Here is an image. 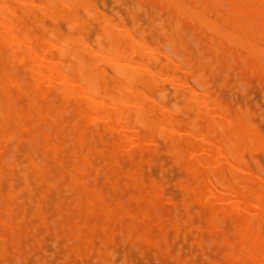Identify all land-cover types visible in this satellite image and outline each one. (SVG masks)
I'll use <instances>...</instances> for the list:
<instances>
[{
    "label": "bare ground",
    "instance_id": "obj_1",
    "mask_svg": "<svg viewBox=\"0 0 264 264\" xmlns=\"http://www.w3.org/2000/svg\"><path fill=\"white\" fill-rule=\"evenodd\" d=\"M36 1L39 2V0H36ZM36 1H34V0H0V62H2V61L4 62V63H0V94L2 93L4 95V98L0 97V119H2V120H0V138L6 136V132L8 131L11 122H15V124L18 125L20 128H22L23 130H30V128L32 127L31 130L33 129V130L37 131L38 129H35L37 126L35 128H33V126L31 125V123H32L31 121L34 120V117H32V116L36 117V115L38 114V116H39L38 119L43 121V123L40 121V125L41 124L43 125L44 123H46L45 125L51 131L53 130V132L50 131L51 132L50 133L49 130L47 131V129L44 127L45 125H43V126H41L42 129H39V134L41 136L39 137V135L38 136L33 135L31 137L32 140L30 139V141L34 142V144L37 142L36 143L37 148H41L43 146L45 151H46V149L48 151L50 149V152L53 151L52 152V156H53L54 153L58 154L57 152L60 150V144L62 142V135L64 133L62 130L64 129V127H66L64 125V123H63V125H61V121H62L61 119H62L65 112L66 113L71 112V113H73V116L75 114V116H74L75 118L68 120L67 125L69 127L67 126V128L70 129V131H71L70 133L74 134L73 137L71 135V138H74L76 140V142H73V140L72 141L69 140V141H70V144L72 142L76 143L77 145H75L74 147H77V149L71 150L70 153L73 154L74 157H76V160H77V158L80 159V157H81L84 162L82 164L72 163L71 168L73 170H72L71 174L72 173L73 174L69 177L72 178L73 182L77 183L76 185H78V186L82 185L86 189V191H84V192H81V193L79 192L80 197L84 198V195H85L84 193H87V191H89L88 190L89 188L86 186L87 182L84 181L86 183L85 184L83 181H79L78 174L84 175L86 172L87 166L92 168L91 170H94L93 168L98 169V170H96L97 172L100 170V167H96V165L91 160L88 159L87 154H90L91 151H93L92 145L89 148H87L88 153H86V154H84L82 147L85 145H88V140H89V138H91V136L90 137L88 136L89 132H91L93 134L92 137L93 136L97 137V135H98V139L101 138L100 141H102L104 136H102V133L100 134V130L103 129V131H105V133H109V135L112 136V140H109L107 138L108 141L105 142L106 144L104 143L105 145H107L105 147V148H107V155H106L105 159L108 161V162L105 161V163L106 164L108 163L111 171H114L117 173H121V172L125 173V175L130 179L129 182H130L131 186H133L134 188H136L139 191L138 196H136L135 193L130 195L131 199L138 202V203L136 202L137 206L141 201L140 199H142V201L148 200L150 203L147 202L148 204L146 203V205H148V206H146V207H151V209H152L153 205H155V204H152V203H154L153 201H155L154 199L155 198L159 199V198L163 197V192H164L163 191L164 189L162 186L163 184L161 183L162 184L161 185L158 181L156 182L155 176H154L155 179H154V177L152 178L154 180V182H152L151 184H147L144 180V177L142 176V167H141L140 163L141 162L142 163L143 162H149V163L151 162V160L153 158L151 157L152 158L151 159V158H146V157H147V155H151L152 152L155 153V151L158 150L159 145L157 144L156 138L157 137L164 138L167 140V142L165 144L168 145L167 148L171 152V153L168 152V154H170V156L171 155L174 156V158H175L173 160V162L175 163V160H176L177 166L179 164H182L185 171L187 172V173L185 172L186 176L184 175V177L187 178L188 174L192 176L191 180H189L188 178L183 179V180H180L182 178L179 179L180 186H181L182 191L184 193V194H182L181 189H180V193L182 195H184V196H182L183 202H181V204L183 203V205H185V207L187 208V209H185V211H188L189 208L191 210V208L195 207V206L194 207L191 206L192 202H198L200 205H202L206 209L207 214L204 217V222H205L206 226L203 225V227L204 228L206 227V228L210 229L211 232H214L215 237H214L213 241L215 242V244L220 245V246L218 245L217 247H219V248L222 247V252H223L222 255H223V259L225 258L227 261L226 264H264V230H262V228H263L262 223L264 222V178L261 177L260 175H257L259 177L258 178L252 170L247 168V166L249 164L248 165L245 164V162H246L245 160H247V159L243 157V153L245 150L250 151V152L248 151L249 152V156H247L248 158L250 157L251 154H253L252 152H254V151H262V152H259V154H258L259 156L261 155V153H264V133L262 134L257 129V127L255 126L257 124L253 123L254 120L252 121V117L255 114L257 116L259 113L264 112V110H262L264 107L262 108V106H261L262 111H260L258 114L255 113L254 115H252V111L250 110V108L248 106L246 107V103H245V105L243 104L245 106V108L243 109V108H241L240 105H236L238 107H232L228 104H225L224 102H222L219 99V98H221V97H219L220 96L219 94H218L219 98L217 97V94L215 95L216 97H210V95H209L208 96V97H210L209 99L201 98L200 96L197 95V92H195V91L199 92V90H194L193 87H190V85H188V83L185 84V82H184L182 84V82H181V85H188L193 90V92L189 91V89H188L189 92L188 91L182 92L184 95V98H185L184 99L185 103H184L183 107L188 108V109H192L195 113V117L190 118V120L188 122H186V124L188 125V126L186 125L187 128L183 127V129H180L177 127V124L180 123L179 120L170 115L171 112L167 111V108L165 107V105H163L164 102L162 104V102H157L155 100H152L149 96H147V94H148L147 92L145 93L142 89H139V87L136 86V84H143L147 90L154 88V87L158 86L157 82H156L158 80H155L154 77L159 76V75H161L163 77L166 76L167 77L166 80H170L174 84L180 83L181 80L179 79V77H176L175 73L171 72L169 70V68H167L169 62L166 61L168 64L165 62L163 63L160 60V56L158 54H156V52L159 49L156 50L155 47L154 48L152 47L153 49L150 47L149 48L146 47L147 52L145 53V55H144V53H140L139 54L140 58L136 59L135 58L136 53L143 50V48L146 46V44L141 42L139 39H137L132 34V32L130 30H123L122 28H120L121 27L120 25H119L120 26L119 27L118 24L113 23L112 21L108 20L107 18L100 17L99 13L96 11L99 9H96L97 6H95V5H94L95 6V8H94L89 0H41L39 3ZM104 1L102 0V2H104ZM158 1H160L162 4H164L169 9H171L176 18L174 21L170 20V27H168V28L164 27V23H163L164 20L163 19H162V21L159 20L160 22L158 21V23H154V24L159 25L160 30L163 33L165 32L167 34V36L166 35L165 36H166V38L168 37V39L170 41V42L167 41L168 45L170 47L166 44L167 43L166 42L165 43L166 45H164L165 49L168 47V51L171 48L172 49L170 51L182 50L183 53H181V56L183 54V57L181 59L178 58V52H174V53H176V58H178V60L180 62L183 63V60L187 61L186 60L187 56H186V53L184 51L189 52V50H187V37L186 38L184 37V36H186V31H185L183 26H184V22H190V23L195 25L197 32H200V33H202V35L207 36L206 37L207 41L205 43H200L201 41H199L194 34L190 35V37H193V39L195 40L193 45L199 44V46L198 45L195 46L198 48V51L196 54V61H194L197 64H199L198 65L199 67H202V66L205 68L210 67L209 68L210 72L214 74V70L221 68V66H222L221 60L223 58V55L230 59V54L232 52L234 59H235L234 62L236 61V64L240 66V68H241V69L239 68L240 70L243 69L245 71L250 72V74L252 73V74L258 75L260 78L264 79V0H158ZM117 2H118V0H117ZM119 2L122 3V1H120V0H119ZM102 4H104V3H102ZM114 4H118V3H114ZM114 4L110 3L109 5H114ZM79 6H82V8L85 9L84 12H86L87 16L99 18L100 21L103 22V26H101V27L105 30L106 36L105 35L104 36L107 38V39L106 38L105 39L109 41L108 45H106V43H101V42H103V40L101 41V39L99 38L100 36L97 35L98 38H96V41H94L95 39H93V41L96 42L95 45H97L98 47L93 49V47L91 45L90 46L88 45L90 43H87V40L85 41L83 35L81 33L77 32V30H74L77 28H79V29L84 28L86 23H87L86 18L83 16H80L79 12H77V8ZM123 7H124V4H123ZM132 7L134 8V6H132ZM128 8H126L127 9L126 11H128ZM145 8L146 7H144L143 10H145ZM110 9H111V7H110ZM100 10L103 11L101 8H100ZM173 13H172V15H173ZM45 14H48L49 17L50 16L62 17V18L65 17L69 22L71 30H74V31H72L71 33L65 34V33L59 31L57 29V27L55 26L56 29H54L55 27H53V28L49 27L50 33L48 35H45V33H46L45 28H44V26H42V24L39 25V23H40L39 22V23H37V25L41 26L43 30H41V32H37V31L32 32L31 31L32 29H31V27H29V24L27 23L25 16H28V17L31 16L32 17L31 19L38 20V19H40V17H42V15H45ZM130 14L132 16L133 13H130ZM144 14H146V12ZM104 16H105V14H104ZM122 16H123V14H122ZM170 16H171V14H170ZM133 17H134V15H133ZM159 17H161V16L159 15ZM110 18H112V17H110ZM123 18H125V17L123 16ZM161 18H163V17H161ZM172 19H173V17H172ZM147 20H149V19H147ZM50 21H51V19H50ZM50 21L48 24H50ZM151 21H153V19ZM52 22H53V19H52ZM94 22H96V21H94ZM140 22L141 21H139V23ZM54 23H56V21ZM66 23L67 22H65V24ZM139 23L137 24L138 26L140 25ZM43 24H45V23H43ZM37 25H36V28H38ZM59 25H61V24H59ZM124 26H122V27H124ZM145 26H149V25L145 24L143 27H145ZM51 28H52V30H51ZM68 28L66 30L67 32L69 30ZM125 28H127V27H125ZM59 29H60V27H59ZM150 30H151V26H150L148 33H150ZM66 31H64V32H66ZM141 32L143 34H146L145 33L146 31L144 32V29ZM157 32H159V30ZM162 32H160V33L162 34ZM136 34H139V33L136 32ZM86 35H88V34H86ZM94 35H95V33H94ZM89 36H91V35H89ZM97 36H94V38ZM141 36H140V39H143V38H141ZM151 37L154 38L153 36H151ZM190 37H188V38H190ZM144 40H145V38H144ZM157 41H159V39ZM94 42H93V44H94ZM142 43L145 44V46ZM103 44H105V45H103ZM51 47H54L56 50L53 51L51 49ZM206 48H207V50H206ZM209 49L212 50L213 56H206V53L209 52L208 51ZM228 51H230V54L228 53ZM158 52L159 53L161 52V54H162V51H158ZM174 53L172 52L170 54H172L174 56L175 55ZM190 53H192V52H190ZM163 54H164V56L166 55V57L172 59V61L174 62L173 58L167 56V54L165 52ZM205 57H207L206 59L208 61L205 60ZM65 58L67 59V62H65ZM231 60L233 62L232 56H231ZM103 61H108L109 63H112V64L103 63V65H105V64L109 65V66L112 65V67H114V75L112 74L113 75L112 78H110L109 75L104 71L103 66H102ZM151 63L156 64L158 67H156V65H155L156 68L155 69L152 68ZM21 64L25 66L24 70H26V72L24 74H23V70H22V73L20 74L21 71L19 72L20 69H18V66H20ZM176 64H179V63L176 62ZM230 64L231 63L229 62V66L231 67L232 64L231 65ZM188 65L189 66H187L185 64L183 66H187L189 69H192V71L195 73L196 68L194 67V64L191 63ZM172 67H174V65ZM166 68H167V72H165L166 75L160 74V73H163L164 69H166ZM176 68H178V67H176ZM22 69H23V67H22ZM226 69L225 70H226V74H227V73H229L228 67ZM230 69H233V68H230ZM185 70H187V69H185ZM220 70H217V72L218 71L220 72ZM217 72H215V73H217ZM238 72H239V70H238ZM201 73L204 74V72L201 71L200 73H198V75L199 74L201 75ZM185 74L186 73L184 72V75ZM217 74L219 75L220 73H217ZM223 74H224V72H223ZM223 74H222V76H223ZM234 75H235V72H234ZM197 76L194 78L195 81H197V79H200V80L204 79L205 80V78H206V77L202 78L201 76L199 78V76L198 77ZM208 77L206 79H208ZM240 77H242V76H240ZM239 78L236 77L234 79H239ZM191 79H192V77H191ZM194 79H193V82H194ZM221 79L222 78H220V80ZM227 79H226V81H227ZM163 80L166 81L165 79H163ZM220 80H218V81H220ZM223 80H225V78ZM246 82L244 83V86H243L245 88V90H246ZM197 83H200V81H198ZM211 83H213V82H211ZM211 83H210L209 87L213 85ZM222 83H223V81H222ZM263 83H264V81H263ZM223 84L225 86V81ZM238 84H240V83H238ZM241 84H243V82H241ZM241 84H240V87H241ZM202 85H205V83H203ZM202 85L201 86L199 85V88H202ZM207 85L208 84L206 83V86ZM258 85H259V83H258ZM173 86H175V85H173ZM220 86H221V84H220ZM260 86H261V84H260ZM178 87L176 88V91H177V93H179V92L181 93L180 86H178ZM203 87L205 90L206 87L205 86H203ZM142 88H143V86H142ZM173 88H175V87H173ZM229 88H228V90H229ZM236 88H238V87H236ZM161 90H163V88H161ZM213 90H210V92L207 90L208 91L207 94H209V93L211 94V92ZM225 90H227V88ZM238 90H239V88H238ZM241 90H242V88H241ZM245 90H244V92H242V94L246 93ZM14 91H17L18 94L20 95V97L17 95L15 96L14 94H16V93L13 94ZM253 91H255V89ZM163 92H165V91H163ZM172 92H173V90H172ZM214 92H216V90H214ZM218 92H220V91L218 90ZM235 92H236V89L234 91V95H235ZM151 93H155V92H151ZM231 93H233V91H231ZM231 93L227 92L226 95H228V94L231 95ZM262 93L264 94V90L262 91ZM252 94H253L252 96H255L254 92ZM177 95H181V94H177ZM14 96L18 97V98L15 99ZM236 96H237V94L235 95V97L232 94V98H231L232 103L231 104L234 103L233 97H234V99L238 98ZM252 96H250L249 98H251ZM21 97L25 98V100L23 99L21 102L23 103V101H24V103H26V105L22 106V107H21V105H19V107L17 108V106L15 107L14 105H15V103L18 104V101H19L18 99L19 98L21 99ZM226 97L228 99V97H231V96H226ZM257 98H259V97H257ZM257 98H255V101ZM26 99H27V102H25ZM57 99H60V103L55 105L57 103V101H56ZM177 99H178V97H177ZM231 99L229 98V100H231ZM262 99H263V97H262ZM241 100H242V98L239 101L241 102ZM234 101H236V100H234ZM182 102H183V99H182ZM244 102H245V99H244ZM173 103H174V101H173ZM236 103L237 102H235V104ZM19 104H20V102H19ZM248 104H249V102H248ZM256 104L257 103L255 102V105H253V106H255L256 108L258 106H260L258 104H257L258 105L257 106ZM180 105H181V103H180ZM250 106H252V104ZM25 107H27V108H25ZM176 108H178V107H176ZM181 110H182V107H181ZM255 110L256 109H254V111ZM34 111L35 112L37 111L36 115H34L35 114ZM182 112H180V113H182ZM191 114H190V116H192ZM68 117H70V115H68ZM258 117L261 118V116H258ZM262 117H264V115H262ZM22 118H25L26 123L22 122V121H25V120H22ZM185 118L186 117H184V119ZM35 119H37V117ZM263 120L264 119L261 120L262 123L264 122ZM66 121H65V123H66ZM12 126H13V123H12ZM90 126H92V130H89ZM139 126L144 127L146 132L142 131L143 132L142 133L139 130ZM183 126H184V124H183ZM261 129H262V127H261ZM23 130H21V131H23ZM17 131H18V133L21 132L19 129ZM36 131L34 132V134H36ZM16 132H14V133H16ZM26 132H29V131H26ZM65 132H69V131L67 130ZM14 133L11 134L10 136H15ZM22 133L23 132H21V134ZM30 134H32V133H30ZM37 134H38V131H37ZM27 135H28V133H27ZM42 136H43V138H41ZM69 136L67 137V139L68 138L70 139ZM8 138H9V136H8ZM15 138H17V136H15ZM15 138L12 137L11 140H13ZM19 138L20 137H18L17 139H19ZM38 138H41V139H38ZM36 139H38V140H36ZM42 139H43V141H40ZM9 140H10V138H9ZM197 140H198V142H197ZM15 141H16V139H15ZM30 141H27V142H30ZM161 141L163 143V140H161ZM5 142H7V144H8L9 141L6 140ZM38 142L42 143V145L40 144L39 147H38ZM13 143L15 144V143H17V141L13 142ZM67 143H66V145H67ZM98 143H97V145L101 146V144H98ZM9 144L11 145L12 143L10 142ZM9 144H8V146H10ZM14 144H13L12 148L15 147ZM17 144L19 146V144H21V142L17 143ZM17 144H16L15 149L17 148V151H18ZM32 144H30L31 145L30 147L33 146ZM165 144H164V146H166ZM27 145L29 147V143ZM66 145L63 144V146H65L64 148L62 146V148L64 150L67 149V147L69 146V145H67V147H66ZM94 146L96 147V145H94ZM162 146L163 145H161V147ZM6 148L8 150L7 146L5 147V149ZM24 148H26V147L24 146ZM105 148H102V149L106 150ZM34 149L35 148L33 147L31 150L33 152L32 154H34V152L36 150V149L35 150ZM96 149H99V148H96ZM64 150H62V151H64ZM4 151L6 152V150H3V152ZM13 151H15V153L17 152L16 150H13ZM19 151L17 153H19V154L24 153V152L21 153V151L20 152ZM96 152H97L96 154L98 155V151H96ZM0 153H2V152H0ZM43 153H44V155L42 154L43 156H45V154L47 156V153H45V152H43ZM70 153H68V155H66L67 153H64L62 155V162L65 163L64 164L65 167H66V165L68 166L67 162H69V160L71 161V159H72V158L70 159V157H69ZM101 153H104L103 150H101ZM195 153H199L200 156L196 157ZM9 154H13V152L9 153ZM35 154H38V153L35 152ZM71 154H70V156L72 157ZM26 155H27V158L29 160V165L34 168V169L31 168V169H33V171L35 172V178L38 179L41 177L42 180L46 181V179L48 177L50 178L51 175L52 176L55 175V173H52V172L48 173L49 169L52 170L51 166H49L47 169H44L43 167H41L42 164L40 162L35 161V159H34L35 155L33 157L30 152H28ZM65 155L68 156L69 158H67ZM160 155H161V153L159 154V156ZM0 156H1V154H0ZM10 156L15 158L13 155H10ZM54 156H56V155H54ZM121 156H124L128 160L133 161L134 166H130L126 170L121 171V167L124 166V165L120 166ZM259 156H257V157H259ZM95 157H97V156H94L92 159H94ZM158 157H156V158H158ZM261 157H262V155H261ZM13 158H12V160H14ZM54 158H49V161L53 160ZM40 159H42V158L40 157ZM40 159H37V160H40ZM43 159H45V158L43 157ZM43 159H42V161H43ZM162 159H165L166 162L168 160V162H169V159H167L166 156L164 158H161V160ZM171 159H172V157H171ZM263 159H262V161H264ZM7 160L9 161V159H7ZM55 160H56V158H55ZM251 160H252V162L256 161V158L251 159ZM8 161L2 160V157L0 158V163L2 164V165L0 164L1 165L0 166L1 167L0 172L2 173V175H4V173H5L3 171L2 166H4V164H8ZM44 161H46V162H44ZM44 161H43L44 163H47L46 159ZM98 161H100V160H98ZM98 161H94V162H98ZM163 161L164 160H162L161 163L164 165L166 162H163ZM53 162H54V160H53ZM123 162H125V161H123ZM157 162H158V160H157ZM13 163H11V165L10 164L9 165L12 167ZM17 163L18 162L14 163V164L17 165ZM44 163H43V166H44ZM133 163L131 165H133ZM153 163L154 162H152V164ZM156 163H155V165L153 164L154 169H158V168H156L157 167ZM161 163H160V165H161ZM247 163H248V160H247ZM262 164H264V163H262ZM163 165H161V168ZM253 165H254V162H253ZM55 166H53V167H55ZM172 166L170 168H167V169L171 170V171L170 170L169 171H170V174H172L171 176L173 178L174 173H171L172 172L171 168H175L174 167L175 165L173 167ZM259 166H261V165H259ZM60 167H64V166H61V164H60ZM250 167H252V166H250ZM16 168H17V166H16ZM11 169L13 171V168H11ZM150 169H149L150 171H153V168H150ZM180 169H183V168L181 167ZM259 169L261 172L258 171ZM259 169L257 170L255 167L256 171L260 172V174H264L263 167H261ZM5 170L7 171V169H5ZM91 170L89 172H92ZM160 170H162L163 172L165 171L162 175H164L165 173H166L165 175H167L168 170H163V169H160ZM58 171L59 170L57 169V172ZM147 171L148 170L146 169V172ZM162 171L160 172V174L162 173ZM175 171L176 172L178 171L177 173H179V174L181 173V170L180 171L175 170ZM104 172L105 171H103V173ZM23 173H25V172H22L21 174H23ZM8 174L9 173H7L5 175L7 176ZM10 174L12 176L15 175L14 172H12ZM183 174L181 173L180 176ZM2 175L0 176V180L3 177ZM125 175H123V176L126 177ZM61 178H63V180H64V178H68V174L62 175ZM61 178L59 179L60 181H61ZM71 178H69V180ZM119 178L121 179V177H119ZM146 178H148V176ZM164 178H162L161 180H163ZM92 179L96 180L95 177ZM159 179L160 178H158V180ZM167 180L168 179H166L164 181L166 182ZM174 180H175V178H174ZM106 181H110L109 177H108V180H106ZM116 181L118 182L117 179L115 181H112V182L110 181L111 185L115 186L117 184ZM39 182H40V180H39ZM40 183H43V182L41 181ZM52 183H53V181H52ZM123 183L126 184L124 181H123ZM173 183H175V182H173ZM79 184H81V185H79ZM93 184H95V182ZM57 185H59V182H57V184H55V186H57ZM11 186H12V188H14L13 183H11ZM104 186H106V185H104ZM126 186L128 187L129 185L127 184ZM150 186L153 188L152 190H150ZM66 187H63V188H66L64 190H68L70 188L67 185H66ZM117 187L118 186H116V190H120ZM167 187H169V185ZM47 189H48V191H50L49 188H47ZM56 189H57V187H56ZM96 189H97V191L100 190L98 188H96ZM173 189H175V188H173ZM73 190H74V188L72 189V191ZM54 191L58 192L59 189H58V191L54 189ZM121 192H122V195L125 194V193H123L124 191H121ZM47 193H50V192H47ZM67 193L69 194L71 192H67ZM72 193H74V192H72ZM99 193H100V191H99ZM45 194L41 195V198H42V196L44 197ZM68 194H66V195H68ZM94 194L96 197L101 198V196L96 191ZM57 195H55V197L59 198V194H57ZM177 195H178V193H177ZM8 196L11 198H15L14 191L8 190ZM52 196H54V195L52 194ZM92 196L94 197V195H92ZM154 196H155V198H154ZM48 197H50V195ZM60 197L62 198V196H60ZM65 197H67V196H65ZM80 197H77L78 200L80 199ZM102 197L104 198V196H102ZM107 197H109V195ZM74 199H72V200H74ZM112 199H110V200H112ZM225 199L230 200V202L228 204H226L225 206L220 207V206L215 204L216 201L225 200ZM41 200L44 201V198ZM60 200H62V199H60ZM38 201L39 200L37 199V202ZM80 201L82 202V200H79V201H77V203L80 204L79 203ZM100 201L102 203L103 199L101 198ZM124 201H125V203L127 202L126 199ZM180 201H181V199H180ZM64 202H65V199H64ZM70 203H72V202L70 201ZM77 203H75L74 206ZM90 203H92V202H90ZM8 204L9 203L7 202L6 205L8 206ZM32 204L33 203H31L30 205H32ZM56 204H58V203L56 202ZM115 204L117 205L116 202H115ZM150 204H152V206ZM196 204H194V205H196ZM16 205L17 204L15 203V206ZM90 205L91 204H88L86 206L90 207ZM129 205H131V204L129 203ZM17 206H16V208H17ZM36 206H37L35 209L36 211L34 213H36V212L40 213L42 210V204L38 203ZM197 206H199V205H197ZM44 207H45V209H47L45 204H44ZM48 207H49V205H48ZM56 207L60 208V206H56ZM65 207L68 209L67 205ZM75 207L78 209L81 208L80 206H75ZM91 207H92V205H91ZM120 207H124V206H120ZM5 208H10V207L8 206ZM25 208H24V211L26 210ZM100 208L101 207H99V209ZM118 208L119 207H117V209ZM60 209L62 210V208H60ZM102 209H104V206L102 207ZM119 209L122 210V208H119ZM138 209H139L138 210L139 215L131 213L132 211H128L129 209H124V210L120 211L119 215L122 213L121 216L128 215L133 219V221L134 220L136 222H137V220H138V222L140 220L142 221V224L136 223V227L134 225L135 221L133 222L134 224L132 222L127 223L128 229L129 228L131 229V230H129V232L130 231L133 232L131 235L129 234L128 236H131V237L136 236L135 237L136 239H134L136 241H134V243H137L140 240L148 242V243H152V239L149 236V230L145 226V225H147V222H146L147 219H150V213L149 212H151V211H149L150 209L149 210L145 209V211H142V207H138ZM156 209H157V212H158V210H160L159 207L155 208V213H157ZM109 210H110V208L107 207V213L108 214L106 216L107 217L106 220L108 222L113 219L111 217V215H113V214L111 213L109 215ZM112 210L114 211V209H112ZM195 210H197L196 211L197 213H198V211L201 212V210L196 209V207H195L194 211ZM80 211L82 212V210H80ZM87 211L90 212L91 214L95 213L94 210H90L88 208H87ZM7 212H8V214L9 213L11 214V212H9L8 210H7ZM57 212H58V210H57ZM176 212H178V211H175V214H174L175 218L177 217ZM202 212H205V211H202ZM64 213H66V211ZM159 213H160V211H159ZM182 213H179V214H182ZM186 213H188V212H186ZM15 214L18 215L17 213H14V215ZM21 214H22V212H21ZM68 214L69 213H67L66 215H68ZM104 214H106V212ZM161 214L162 213H160V216H161ZM199 214L200 213H198L196 215L199 216ZM204 214L205 213H203V215ZM1 215H0V217H1ZM80 215L81 214L78 213L79 217H80ZM25 216L22 218H25ZM40 216L42 217V215H40ZM70 216H72V215H70ZM121 216H120V219L121 218L123 219V217H121ZM38 217L36 216L35 219H37ZM58 217H59V215H58ZM61 217H62V215H61ZM191 217H192V214H190V218ZM5 218H8V217L6 216ZM31 218H34V217H31ZM31 218H29V219H31ZM151 218H153V217H151ZM156 218H158V217H156ZM177 218H176V220H177ZM190 218H188V219H190ZM25 219L28 221L27 218H25ZM25 219L24 220L22 219L21 222L25 221ZM98 219H100V218H98ZM191 219H193V217ZM5 220L6 221H4V222H6V223H4V222L3 223L7 225V219H5ZM59 220H61V219H59ZM118 220H119V218H118ZM165 220H166V218H165ZM169 220H167V221L169 222V224L171 223V225H172V222H170ZM198 220L199 219L196 220V223ZM75 221H77V220H75ZM95 221H96V219H95ZM192 221H194V220H192ZM56 222H57V220H56ZM84 222H86V221H84ZM116 222H117V219H116ZM16 223H20L19 220L16 221ZM68 223H70V227L65 225V228H64L62 226L63 227L62 229L65 230L66 234H68V231H67L68 229L71 228L70 232L73 233V228L78 227L77 222L72 223V221L69 220ZM163 223H160V227L162 226L161 224H163ZM45 224H46V222H45ZM102 224H104V223H102ZM131 224L134 225V227H132ZM179 224L180 223L178 222V225ZM184 224H185V222L183 223V225ZM200 224L197 223V225L201 227L202 225H200ZM228 224L230 226H228ZM178 225L176 223H173V227L176 228L177 230H179ZM185 225H187V226L189 225L188 221H186ZM82 226L86 227V225H83V224H82ZM96 226L98 227L101 225L98 224ZM96 226H94V227H96ZM113 226L115 227V225H113ZM154 226H155V224H154ZM57 227H59V226H57ZM107 227L108 226H104L103 229L105 231L104 230L103 231L106 232V231L111 230V232H112L111 234L113 235L114 234V232H113L114 228H111V226H110L111 229H108ZM2 228L5 229V227H2ZM15 228L18 230L19 227L18 228L14 227V229ZM56 229H54L55 233L58 232ZM122 229H123V227H122ZM161 229H163V227H161ZM170 229H172V226ZM180 229L183 230V227H181ZM81 230H82V228H81ZM91 230L93 231L94 229L91 227ZM202 230H203V228H202ZM75 231L77 233L78 232L80 233L79 229H76ZM89 231H90V229H89ZM189 231H193V230L190 228ZM200 231L198 233L201 236H202V234H204L206 232V230H205V232L203 231V233H200ZM34 232L36 233L35 230H34ZM95 232H96V230H95ZM11 233H14V232L12 231ZM90 233H92V232H90ZM178 233H180V231ZM198 233H196L195 237L196 236L198 237ZM115 234H118V233L115 232ZM119 234H122V233H119ZM32 235L33 234H31V236ZM70 235H71V233H70ZM79 235H81V234H79ZM155 235H157V234H155ZM176 235H174V236H176ZM183 235H185V233ZM64 236H65V234H64ZM165 236L166 237L163 236L164 238L163 237L162 238L164 239V243H167L166 242L167 241L166 240L167 234ZM177 236L179 237V235H177ZM230 236H232L233 238ZM42 237L44 238V235ZM59 237H55V238L58 239ZM178 237H176V239ZM184 237L183 238L186 239V236H184ZM205 237H207V236H205ZM53 238H54V236H53ZM24 239H27V237H25ZM122 239L124 240V241L122 240L123 241L122 243H125V241H127V239L125 240L124 237ZM201 239L203 240L202 237H201ZM201 239H199V240L201 241ZM4 240H5V238H4ZM19 240L20 239H17L18 247H20L19 245L21 243V240H20V242H19ZM74 240L77 241L79 239L76 238ZM98 240H100L99 236H98ZM105 240L108 241L109 238L106 237ZM175 240H173V243L175 242ZM76 241H75V243L79 242V241H77V242ZM84 241L90 242V239H89V237H87V235L84 238ZM91 241H92V239H91ZM0 242L4 243L2 241V239H0ZM69 242H71V241H69ZM73 243H74V241L71 244H73ZM183 243H185V241ZM50 244H51V242H50ZM142 244H144V243H142ZM153 244L158 249V248H160L161 242L159 241V245L156 242H154ZM102 245L104 247H106L104 244H102ZM131 245L134 246L133 243ZM191 245L193 246V244H191ZM2 246L4 247V245H2ZM192 246L190 248H192ZM200 246H202V244ZM64 247H67V245L65 244ZM87 247L88 246H86L85 249H87ZM135 247H137V246H135ZM180 247H181V245L178 248H180ZM169 249H171V245L169 246ZM169 249H166L167 251L165 250L166 253H168ZM202 249H204V248H202ZM5 250H4V252H5ZM55 250H56V248H55ZM134 250H135V248H134ZM77 251H78V249H77ZM122 251H124V248ZM18 252H20V251H18ZM90 252H91V250H90ZM136 252L139 253V251H136ZM185 252H187V251H185ZM218 252H220V251H218ZM109 253L111 255L113 253V251H109ZM132 253H134V252H132ZM180 253L181 252H179V253L177 252V257L180 255ZM0 254H1V252H0ZM8 254L9 253H7V255ZM68 254H69V252H68ZM143 254H144V252L142 251V255L140 254L141 258H143ZM197 254H199V253H197ZM54 255H55V253H54ZM115 255L116 254H114V257H115ZM122 255H124V254H122ZM131 255H129V256H131ZM136 255H138V254H136ZM153 255L156 256L155 253H153ZM66 256L69 257V255H66ZM162 256H163V254H162ZM134 257H135V254H134ZM195 257H196V255H195ZM36 258L38 260V257H36ZM87 258H88V256H87ZM96 258L94 260L97 262ZM112 258H113V255H112ZM124 258H126V257H124ZM187 258H189V257L187 256ZM187 258H186V260H187ZM202 258H204V256ZM206 258L209 259L208 256H206ZM16 259L20 264L21 260L18 259L17 257H16ZM81 259L82 258H80V260ZM88 259H86V260H88ZM99 259H103V257L99 258ZM130 259H127V260L124 259L127 262L125 264H128V260L130 261ZM24 260H27V259L25 258ZM112 260H114V259H112ZM132 260L135 261V259H132ZM82 261H83V259L81 260V262ZM123 261H121V262H123ZM96 262H94V263H96ZM103 262H104V259H103ZM146 262H147V260H146ZM156 262H160V261H156ZM61 263L64 264V261H62ZM105 263H107V262H105ZM211 263L212 264H221L222 262L220 263V261H218V260H215V261L213 260V261H211ZM58 264H59V261H58ZM129 264H131V261ZM176 264H177V262H176ZM185 264H188V263H185Z\"/></svg>",
    "mask_w": 264,
    "mask_h": 264
},
{
    "label": "rangeland",
    "instance_id": "obj_2",
    "mask_svg": "<svg viewBox=\"0 0 264 264\" xmlns=\"http://www.w3.org/2000/svg\"><path fill=\"white\" fill-rule=\"evenodd\" d=\"M34 1H36V0H34ZM41 0H39V2H40ZM90 2H91V4L93 5V7L95 8V6H97L96 7V9H99V10H96L98 13H99V15H100V17H104V18H107L108 20H110V21H112L113 23H115V24H118V26L120 27V28H122L123 30H130L131 32H132V34L137 38V39H139L141 42H143V43H145L146 44V46H145V44H143L145 47L143 48V50H141V51H139V52H137L136 53V56H135V58L136 59H139L140 58V56H139V54L140 53H144V55H145V53L147 52V49H146V47L147 48H156V50H158V51H162V54H161V52L159 53L158 51L156 52V54H158L159 56H160V60L164 63H167L166 61H168L169 62V64H168V67L167 68H169V70L171 71V72H173V73H175V76L176 77H179V79L181 80L180 81V83L179 84H174V83H172L170 80H166L167 79V77L166 76H161V75H159V76H155L154 77V79L155 80H158V81H156L157 82V85L158 86H156V87H154V88H151V89H146L145 87H144V85L143 84H136V86L137 87H139V89H142L145 93L147 92L148 94H147V96H149L152 100H155V101H157V102H162V104H163V102H164V104L163 105H165V107L167 108V111L168 112H171L170 113V115L172 116V117H174V118H177L178 120H179V124H177V127L178 128H180V129H183V127L184 128H187V124H186V122H188L189 120H190V118H193V117H195V113H194V111L192 110V109H188V108H184L183 107V105H184V103H185V98H184V95H183V91H188V89H189V91H191V92H193V90H192V88H190V87H193V89L194 90H199V92L198 91H195V92H197V95L198 96H200L201 98H207V99H209L210 97H216L215 95L217 94V97L219 96V97H221V98H219L222 102H224L225 104H228V105H230V106H232V107H238V106H236V105H240L241 106V108H245V103H246V107L248 106L249 108H250V110L252 111V115H254L255 113H259L260 111H262V110H264V94L262 93V91L264 90V83H263V81H264V79L263 78H260L258 75H255V74H250V72H248V71H245V70H240L241 68H240V66L239 65H237L236 64V61L234 62V56H233V53L231 52V54H230V51H228V53L230 54V59L229 58H227L226 56H224L223 55V58H222V60H221V68H218V69H216V70H214V74L213 73H211L210 72V67H199L198 65L199 64H197L196 62H194V61H196V54H197V51H198V48L197 47H195V46H199V44H197V45H193V43L195 42V40L193 39V37H190V35H192V34H194L195 36H196V38L199 40V41H201L200 43H205L206 41H207V36H204V35H202V33H200V32H197L196 31V27H195V25L194 24H192V23H190V22H184V29H185V31H186V36H184L185 38L187 37V50H189V52L188 51H184L185 53H186V60L187 61H185V60H183V63L182 62H180L179 60H178V58H182L183 57V54H182V56H181V53H183L182 52V50H179V51H168V47L165 49V46L164 45H168V42L167 41H169V39H168V37L166 38V36H167V34L164 32H162L161 30H160V26L159 25H156V24H154V23H158V21L159 20H161L162 21V19L165 21H163V23H164V27H166V28H168V27H170V20H172V21H174L175 20V15H174V13H173V11L171 10V9H169L168 7H166L164 4H162L160 1H158V0H120V1H122V3L121 2H119V0H118V2H117V0H103L104 2H102V0H89ZM93 1V2H92ZM95 1V2H94ZM36 2H38V1H36ZM38 2V3H39ZM108 3L107 5L105 4H102V3ZM94 3V4H93ZM114 4V3H118V4H114V5H109V4ZM128 3V4H127ZM138 3V4H137ZM123 4H124V7H123ZM95 5V6H94ZM121 7H120V6ZM129 7H127V6ZM132 6H134V8L132 7ZM141 6V7H140ZM110 7H111V9H110ZM144 7H146L145 8V10H143L144 9ZM100 8L104 11H101L100 10ZM108 8V9H107ZM126 8H128V11H126L127 9ZM118 11H117V10ZM155 9V10H154ZM138 10V11H137ZM85 11V9L84 8H82V6H79L78 8H77V12H79V15L80 16H83V17H85L86 18V25H85V27L84 28H82V29H79V28H77V29H74V30H77V32H79V33H81L82 35H83V37H84V39H85V41L87 40V43H90V44H88L89 46L91 45L92 47H93V49L94 48H97L98 46L97 45H95L96 44V42H94V41H96V38H98V36H100L99 38L101 39V41L103 40V42H101V43H106V45H108L109 44V41L108 40H106L107 38L105 37L106 36V34H105V30L101 27V26H103V22L102 21H100V19L99 18H95V17H89V16H87L86 15V12H84ZM161 11V12H160ZM83 12V13H82ZM121 12V13H120ZM146 12V14H144ZM105 14V16H104V14ZM118 13V14H117ZM121 15H120V14ZM130 13H133L132 14V16H131V14ZM150 13V14H149ZM172 13H173V15H172ZM111 14V15H110ZM122 14H123V16L125 17V18H123V16H122ZM170 14H171V16H170ZM133 15H134V17H133ZM146 15V16H145ZM148 15V16H147ZM150 15V16H149ZM159 15L161 16V17H163V18H161V17H159ZM144 16V17H143ZM43 17V18H42ZM42 17H40V19H38V20H33V19H31L32 17L31 16H25V18H26V20H27V23L29 24V27H31V31L32 32H34V31H37V32H41V30H43L42 29V27L41 26H39L40 24H42V26H44V28H45V35H48L49 33H50V28L49 27H57V29L59 30V31H61V32H63V33H65V34H68V33H71L72 31H74V30H71V28H70V25H69V22H68V20L65 18V17H52V16H48V14H45V15H42ZM52 17V18H51ZM89 17V18H88ZM110 17H112V18H110ZM134 19H133V18ZM171 17V18H170ZM172 17H173V19H172ZM28 18V19H27ZM120 18V19H119ZM153 19V21H151L152 19ZM44 19V20H43ZM50 19H51V21H50ZM52 19H53V22H52ZM138 19V20H137ZM147 19H149V20H147ZM96 21V22H94V21ZM99 20V21H98ZM157 20V21H156ZM49 21H50V24H48L49 23ZM56 21V23H54ZM61 21V22H60ZM125 21V22H124ZM139 21H141L140 23H139ZM40 22V23H39ZM58 22V23H57ZM65 22H67L66 24H65ZM89 22V23H88ZM160 22V21H159ZM37 23H39V25H37ZM43 23H45V24H43ZM63 23V24H62ZM132 23V24H131ZM140 24L139 26L137 25V24ZM59 24H61V25H59ZM136 24V25H135ZM145 24H147V25H149V26H145V27H143ZM36 25L38 26V28H36ZM125 25V26H124ZM48 28H46V27ZM122 26H124V27H122ZM150 26H151V30H150V33H148L149 32V29H150ZM56 27L54 28V29H56ZM59 27H60V29H59ZM69 27V28H68ZM125 27H127V28H125ZM52 28H51V30H52ZM64 28V29H63ZM67 28L69 29L68 30V32L66 31L67 30ZM141 28V29H140ZM63 29V30H62ZM88 29V30H87ZM135 29V30H134ZM144 29V32L146 33V34H143L141 31ZM79 30V31H78ZM94 32H93V31ZM159 30V32H157ZM64 31H66V32H64ZM101 31V32H100ZM193 31V32H192ZM136 32L137 33H139V34H136ZM160 32H162V34L160 33ZM196 32V33H195ZM94 33H95V35H94ZM86 34H88V35H86ZM144 36H143V35ZM152 34V35H151ZM89 35H91V36H89ZM98 35V36H97ZM105 35V36H104ZM143 37H142V36ZM150 35V36H149ZM160 35V36H159ZM166 35V36H165ZM8 36V35H7ZM94 36H97V37H95L94 38ZM104 38H103V37ZM140 36H141V38H143V39H140ZM151 36H153L154 38H152ZM188 37H190V38H188ZM106 38V39H105ZM144 38H145V40H144ZM93 39H95L94 41H93ZM105 39V40H104ZM159 39V41H157ZM191 39V40H190ZM93 42H94V44H93ZM167 42V43H166ZM170 42V41H169ZM166 43V44H165ZM196 44V43H195ZM103 45H105V44H103ZM169 46V45H168ZM204 46V45H203ZM91 47V48H92ZM170 47V46H169ZM152 48V49H153ZM197 48V49H196ZM51 49L53 50V51H55L56 49L54 48V47H51ZM206 50H207V48H206ZM209 52H207L206 53V56H213V52H212V50H208ZM166 53L167 54V56H169V57H171V58H173V60H174V62L172 61V59H170V58H168V57H166V55L164 56V54L163 53ZM169 52V53H168ZM174 53V52H178V58H176V53H174L175 55L173 56L172 54H170V53ZM190 52H192V53H190ZM196 52V53H195ZM226 55V54H225ZM139 56V57H138ZM231 56L233 57V62H232V60H231ZM190 57V58H189ZM188 58V59H187ZM207 57H205V60H207L206 59ZM184 59V58H183ZM231 60V61H230ZM182 61V60H181ZM190 61V62H189ZM208 61V60H207ZM65 62H67V59L65 58ZM176 62L177 63H179V64H176ZM229 62L232 64V66L230 67L229 66ZM0 63H4L3 61L2 62H0ZM103 63H107V64H112V63H109L108 61H103L102 62V66H103V69H104V71L109 75V77L110 78H112L113 77V75H114V67H112V65L111 66H109V65H103ZM191 63H193L194 64V67L196 68V72L194 73L193 71H192V69H189L187 66H189L188 64H191ZM181 64V65H180ZM187 65V66H183V65ZM230 64V65H231ZM155 65L156 64H154V63H151V67L152 68H156V67H158L157 65H156V67H155ZM174 65V67H172ZM235 65V66H234ZM108 66V67H107ZM22 67H23V69H22ZM176 67H178V68H176ZM228 67V71H229V73H227L226 74V68ZM167 68L166 69H164V72L163 73H160V74H162V75H164L165 74V72H167ZM200 68V69H199ZM230 68H233V69H230ZM240 68V69H239ZM18 69H20L19 70V72H20V74L22 73V70H23V74L26 72V70H24L25 69V66L24 65H20V66H18ZM185 69H187V70H185ZM221 69V70H220ZM226 69V70H225ZM217 70H220V72L218 71L217 72ZM238 70H239V72H238ZM175 71V72H174ZM190 71V72H189ZM192 71V72H191ZM204 72V74H202L201 73V77L203 78H207L208 76V79H206L205 78V80L203 79V80H200V79H197V81H195V77L198 75V73H200V72ZM111 72V73H110ZM184 72L186 73L185 75H184ZM215 72H217V73H220L219 75L217 74V73H215ZM223 72H224V74H223ZM234 72H235V75H234ZM237 73V74H236ZM113 74V75H112ZM222 74H223V76H222ZM230 74V75H229ZM166 75V74H165ZM180 75V76H179ZM198 75V76H199ZM215 75V76H214ZM230 77H228V76ZM24 76V75H23ZM197 76V77H198ZM200 76H199V78H200ZM235 76V77H234ZM240 76H242V77H239ZM163 77V78H162ZM166 77V78H165ZM191 77H192V79H191ZM214 77V78H213ZM239 78V79H234V78ZM246 77V78H245ZM248 77V78H247ZM201 78V79H202ZM220 78H222L221 80H220ZM225 78V80H223ZM228 78V79H227ZM160 79V80H159ZM163 79H165L166 81H164ZM193 79H194V82H193ZM226 79H227V81H226ZM212 80V81H211ZM218 80H220V81H218ZM260 80V81H259ZM198 81H200V83H197ZM222 81H223V83H224V81H225V86H224V84L222 83ZM234 81V82H233ZM239 81V82H238ZM243 82V84H241V82ZM246 82V90H245V88L243 87L244 86V83ZM259 81V82H258ZM181 82H182V84L185 82V84L186 83H188V85H190V87L188 86V85H181ZM211 82H213V83H211ZM217 82V83H216ZM236 82V83H235ZM259 83V85H258V83ZM203 83H205V85H202ZM206 83L208 84L207 86H206ZM210 83L211 84H213L212 86H210L209 87V85H210ZM229 83V84H228ZM234 83V84H233ZM238 83H240L241 84V87H240V84H238ZM164 84V85H163ZM198 86H197V85ZM220 84H221V86H220ZM260 84H261V86H260ZM173 85H175V86H173ZM180 86V90H181V93L179 92V93H177V91H176V88L178 87V86ZM199 85L201 86L202 85V88H199ZM238 85V86H237ZM142 86H143V88H142ZM171 86V87H170ZM203 86H205L206 88H205V90H204V87ZM220 86V87H219ZM251 86V87H250ZM160 87V88H159ZM168 87V88H167ZM173 87H175V88H173ZM182 87V88H181ZM208 87V88H207ZM215 87V88H214ZM230 87V88H229ZM236 87H238L239 88V90H238V88H236ZM161 88H163V90H161ZM179 88V87H178ZM227 88V90H228V88H229V90L227 91V90H225ZM232 88V89H231ZM241 88H242V90H241ZM252 88V89H251ZM203 89V90H202ZM216 90V92H214V90ZM235 89H236V92H235V95L237 94V96L236 97H238V98H236V99H234V97H235V95H234V91H235ZM255 89V91H253ZM169 90V91H168ZM172 90H173V92H172ZM210 92V90H213L212 92H211V94L209 93V94H207L208 93V91ZM218 90L220 91V92H218ZM244 90L246 91V93H243L242 94V92H244ZM155 92V93H151V92ZM163 91H165V92H163ZM188 91V92H189ZM225 91V92H224ZM229 92V93H231V91H233V93H231V95L230 94H228V95H226V93L227 92ZM168 92V93H167ZM201 92V93H200ZM205 92V93H204ZM224 92V93H223ZM248 92V93H247ZM254 92V94H255V96H252L253 93ZM14 93H16V94H14ZM221 93V94H220ZM13 94L16 96H19L20 97V95L18 94V92L17 91H14L13 92ZM151 94V95H150ZM154 94V95H153ZM177 94H181V95H177ZM219 94V95H218ZM232 94H233V104H231L232 103ZM156 95V96H155ZM186 95V94H185ZM210 95V97H208ZM222 95V96H221ZM247 95V96H246ZM14 96V98L16 99V98H18V97H15ZM153 96V97H152ZM226 96H231V97H228V99H227V97ZM250 96H252L251 98H249ZM0 97L1 98H4V95L1 93L0 94ZM177 97H178V99H177ZM248 97V98H247ZM257 97H259V98H257ZM262 97H263V99H262ZM173 98V99H172ZM229 98L231 99V100H229ZM242 98V100H241V102L239 101L240 99ZM255 98H257L256 99V101H255ZM25 100V98H23V97H21V99L19 98L17 101H18V104H16L15 103V107L17 106V108L19 107V105H21V107L22 106H25L26 105V103H24V101H23V103L21 102L22 100ZM100 99V98H99ZM182 99H183V102H182ZM226 99V100H225ZM239 99V100H238ZM244 99H245V102H244ZM180 100V101H179ZM234 100H236V101H234ZM238 100V101H237ZM57 101V103L55 104V105H57L58 103H60V99H57L56 100ZM173 101H174V103H173ZM231 101V102H230ZM19 102H20V104H19ZM25 102H27V99H26V101ZM178 104H177V103ZM181 103V105H180V103ZM235 102H237L236 104H235ZM243 102V103H242ZM248 102H249V104H248ZM255 102L258 104V105H260V106H258L257 104V108L255 107V106H253V105H255ZM244 104V105H243ZM252 104V106H250ZM13 106V107H14ZM109 106V105H108ZM107 106V107H108ZM244 106V107H243ZM261 106H262V108H261ZM176 107H178V108H176ZM181 107H182V110H181ZM25 108H27V107H25ZM254 109H256L255 111H254ZM258 109V110H257ZM262 109V110H261ZM170 110V111H169ZM188 110V111H187ZM178 111V112H177ZM182 112V113H180V112ZM192 111V112H191ZM258 111V112H257ZM188 112V113H187ZM192 114H191V113ZM34 115H36V113H37V111L35 112L34 111ZM180 113V114H179ZM186 113V114H185ZM173 114V115H172ZM190 114L192 115V116H190ZM68 115H70V117H68ZM72 115V116H71ZM180 115V116H179ZM187 115V116H186ZM262 115H264V112L263 113H259L257 116H256V114L252 117V121H253V123L254 124H257V125H255L256 127H257V129L263 134L264 133V122L262 123V119H264V117H262ZM66 116V117H65ZM74 116H75V114H74ZM73 116V113H71V112H65L64 113V115H63V117H62V121H61V125H63V123H64V125L66 126V127H64V129L62 130L64 133H63V135H62V142H61V144H60V150L57 152L58 154H55L54 153V155H56V156H54L55 158H56V160H55V158L52 156V152L53 151H51L50 152V149H49V151L46 149V151L44 150V148H43V146L41 147V148H37V146H36V143L34 144V142H32V141H30V139L32 140V136L33 135H39V137L41 136L40 134H39V129H42V127L41 126H43V125H45L46 123H44L43 125L41 124L40 125V121L43 123V121L42 120H40V119H38V114L36 115V117H37V119H35L36 117L35 116H32V117H34V120L33 121H31L32 123H31V125L33 126V128H35L36 126L38 127H36L35 129H38L37 131H38V134H37V131L36 130H31V128H30V130H23L22 128H20L18 125H16L15 124V122H11L10 123V126H9V129H8V131L6 132V136L5 137H2V138H0V152H2V153H0L1 154V156H0V158L2 157V160H6V161H8L7 159H9V161H8V164H4V166H2V168H3V171L5 172L4 173V175L5 174H7V173H9L6 177L4 176V175H2V173L0 172V176L2 175L3 177L1 178V180H0V213L2 214H0L1 215V217H0V225L2 226V227H5V229H3L1 226H0V239H2V241L4 242V243H2V242H0V252H1V254H0V264H19V262L17 261V259H16V257L18 258V259H20L19 261H20V264H42L43 262V264H58V261H59V264H62L61 262L62 261H64V264H100L101 262V264H125V263H127L126 262V260L127 259H130V261H131V264H176V262H177V264H185V263H188V264H212L211 263V261H215V260H218V261H220V263L221 264H226V259L224 258L223 259V255H222V247H217L219 244H215V242L213 241L214 240V237H215V234H214V232H211L210 231V229H208V228H204L203 227V225L204 226H206L205 225V222H204V217H205V215L207 214V211H206V209L202 206V205H200L198 202H192V204H191V206H195L196 207V209H198V210H201V212H199L198 211V213H200L199 214V216L198 215H196V214H198L196 211L197 210H195L194 211V209H195V207L194 208H191V210H190V208H189V210L188 211H185V209H187L186 207H185V205H183V203L181 204V202H183L182 201V199H183V197L182 196H184V195H182V194H184L183 193V191H182V188H181V186H180V181H179V179L180 178H182V179H180V180H183V179H189V180H191L192 179V176L191 175H187V178H185L184 177V175L186 176V171H185V169H184V167H183V165L182 164H179L178 166L176 165L177 164V162H176V160H175V163L173 162V160L175 159L174 158V156H170V154H168V152L169 153H171L169 150H168V145L167 144H165L166 142H167V140L166 139H164V138H159V137H157L156 138V140H157V144L159 145V147H158V150L157 151H155V153H151V155H147V157L146 158H151L152 160H151V162L149 163V162H141L140 163V165H141V167H142V176L144 177V180H145V182L147 183V184H151L152 182H154V180L152 179L154 176L156 177V179H155V177H154V179H155V181L157 182H159L162 186H163V197L162 198H159V199H157V198H155V196H154V200L155 201H153L154 203H152V204H155V205H153V207H152V209H151V207H146V206H148V205H146V203L148 202V203H150L148 200H143L142 201V199H140L141 201H140V203L138 204V206H137V204H136V202L137 201H135V200H133V199H131V197H130V195L131 194H133V193H135V195L136 196H138L139 195V191L136 189V188H134L133 186H131V184H130V179L125 175V173H123V172H121V173H117V172H114V171H111L110 170V166L108 165V163L106 164L105 163V161L106 162H108L106 159H105V157H106V155H107V148H105L107 145H105L106 143V141H108L107 140V138L109 139V140H112V136L111 135H109V133H105V131H103V129L102 130H100V134L102 133V136H104L103 137V140L102 141H100L101 140V138H99L98 139V135H97V137H92V133L91 132H89V134H88V136L90 137L91 136V138H89V140H88V145H85V146H81L82 147V150L84 151V154H86V153H88L87 152V148H89L91 145H92V150L93 151H91V153L90 154H87L88 155V159L89 160H91L95 165H96V167H100V170L97 172L96 170H98V169H96V168H93L94 170H91L92 168H90V167H88L87 166V168H86V172H85V174L83 175V174H78V177H79V181H85V182H87V184H86V186L89 188L88 190L89 191H87V193H84L85 195H84V198H81L80 197V195H79V192L81 193V192H84V191H86V189L81 185V184H79V185H81V186H78V185H76L77 183H75V182H73L72 181V178L71 177H69V176H71L72 174H71V172H72V163H80V164H82L84 161H83V159L80 157V159L79 158H77V160H76V157H74V155L73 154H71L70 152H71V150H73V149H77V147H74L75 145H77L76 143H73V142H76V140L74 139V138H71V135H72V137H73V135L74 134H72V133H70L71 131H70V129L69 128H67V122H68V120H70V119H73V118H75ZM258 116H261V118L260 117H258ZM184 117H186L185 119H184ZM188 117V118H187ZM259 119V120H258ZM0 120H2V119H0ZM22 120H25V118H22ZM67 120V121H66ZM65 121H66V123H65ZM184 121V122H183ZM264 121V120H263ZM23 123H26V120L25 121H22ZM12 123H13V126H12ZM260 123V124H259ZM183 124H184V126H183ZM57 125V124H56ZM187 125V126H186ZM40 127V128H39ZM46 129H47V131L49 130V132L51 131L46 125L44 126ZM69 127V126H68ZM261 127H262V129H261ZM143 130H142V129ZM23 130V131H21V132H23L22 134H21V132H19L18 133V131L17 130ZM14 130V131H13ZM69 131V132H65V131ZM89 130H92V126H90V128H89ZM139 130L142 132H146V130H145V128L144 127H142V126H139ZM17 131V132H16ZM25 131V132H24ZM26 131H29V132H26ZM36 131V134H34V132ZM14 132H16V133H14ZM51 132H53V130L51 131ZM50 132V133H51ZM142 132V133H143ZM14 133V135L15 136H17V138L18 137H20L19 139H17V138H15V136H10L11 134H13ZM18 133V134H17ZM27 133H28V135H27ZM30 133H32V134H30ZM68 133V134H67ZM70 133V134H69ZM91 133V134H90ZM21 134V135H20ZM19 135V136H18ZM70 135V136H69ZM8 136H9V138H10V140H9V138H8ZM70 137V139L68 138L67 139V137ZM15 138L16 139V141H17V143H20L21 142V144H19V146H18V144L17 143H13V142H16L15 141V139H13V140H11V138ZM106 137V138H105ZM110 137V138H109ZM41 138H43V136L41 137ZM41 138H38V139H41ZM61 138V137H60ZM29 139V140H28ZM38 139H36V140H38ZM105 139V140H104ZM9 141L8 142V144L11 142L12 144L10 145V146H8V144H7V142H5V141ZM72 141L73 140V142L70 144V141ZM160 140V141H159ZM161 140H163V143H162V141ZM200 140V139H199ZM27 141H30V142H27ZM40 141H43V139L42 140H40ZM5 142V143H4ZM69 144H68V143ZM99 142V143H98ZM101 142V143H100ZM197 142H198V140H197ZM200 142V141H199ZM29 143V147L31 146L30 144H32L33 146L32 147H28V144ZM66 143H67V145H69L68 147H67V145H66ZM95 143V144H94ZM97 143L98 144H101V146L100 145H97ZM105 143V144H104ZM13 144H14V146L16 147V144H17V147H18V151L20 150L21 151V153L22 152H24L23 154H19V153H17L18 151H17V148L15 149V147L14 148H12V146H13ZM40 144L42 145V143L40 142H38V147L40 146ZM63 144L64 145H66V147H67V149H63L65 146H63ZM74 144V145H73ZM96 145V147L94 146V145ZM164 144L166 145V146H164ZM26 147V148H24V146ZM72 147H71V146ZM161 145H163L162 147H161ZM8 147V150H7V148L5 149V147ZM62 146H63V148H62ZM29 149H28V148ZM35 148L34 150H35V152L36 153H38V154H35V152H34V154H32L33 152L31 151L32 150V148ZM74 147V148H73ZM3 148V149H2ZM85 148V149H84ZM96 148H99V149H96ZM102 148H105L106 150H104V149H102ZM70 149V150H69ZM3 150H6V152L4 151L3 152ZM13 150H16L17 152L15 153V151H13ZM33 150V151H34ZM44 150V151H43ZM62 150H64V151H62ZM101 150H103V152L104 153H101ZM19 151V152H20ZM96 151H98V155L96 154L97 152ZM249 150H245L244 151V153H243V157L244 158H246L247 160H248V163H247V160H245L246 162H245V164L246 165H250V166H252V167H250L249 165V167L247 166V168H249L250 170H252L255 174H256V176L257 175H260L261 177H263L264 178V174H260V169L259 168H261V167H263V169H264V164H262V163H264V161H262V159L264 158L263 156H264V153H261V155H262V157H261V155L259 156L258 154H259V152H262V151H254V152H252L253 154H251L250 155V159L247 157V156H249V152H248ZM13 152V154H9V153H12ZM28 152H30L31 153V155L34 157V155H35V157H34V159H35V161L36 162H40L41 164V167H43L44 169H47L49 166H51L52 167V170H48V173H50V172H52V173H55V175H51L50 176V178L48 177L47 179H46V181L45 180H42V178L40 177V178H35V172L33 171V167L32 166H30L29 165V160H28V158H27V153ZM43 152H45V153H47V156H46V154H45V156H43L44 155V153ZM67 153L66 155H68V153H70L71 155H72V157L70 156V154H69V157H70V159H71V161L69 160V162H67V164H68V166L66 165V167H65V163L64 162H62V155L64 154V153ZM161 153V155L159 156V154ZM4 154V155H3ZM15 154V155H14ZM43 154V155H42ZM102 154V155H101ZM153 154V155H152ZM168 154V155H167ZM247 154V155H246ZM9 155V156H8ZM10 155H13L15 158H13V157H11ZM19 155V156H18ZM65 155V156H66ZM104 155V156H103ZM253 155V156H252ZM7 156V157H6ZM47 160V163H44V162H46V161H44L45 159H43V157ZM94 156H97V157H95L94 159H92ZM158 157V158H156V157ZM167 157V159H169V162H168V160H167V162L165 161V159H162V160H164L163 162H166L164 165L161 163L162 162V160H161V158H164V157ZM195 156L197 157V156H200V154L199 153H195ZM257 156H259V157H257ZM37 157V158H36ZM40 157L43 159V161H42V159H40ZM67 158H69L68 156H66ZM171 157H172V159H171ZM253 157V158H252ZM12 158L14 159V160H12ZM49 158H54L53 160H54V162H53V160H51V161H49ZM254 158H256V161H253L254 162V165H253V162H252V160L251 159H254ZM11 159V160H10ZM37 159H40V160H37ZM100 160V161H98V160ZM103 159V160H102ZM258 159V160H257ZM98 161V162H94V161ZM150 160V159H149ZM157 160H158V162H157ZM264 160V159H263ZM15 161V162H14ZM42 161V162H41ZM74 161V162H73ZM123 161H125V162H123ZM137 161V160H136ZM135 161V162H136ZM260 161V162H259ZM16 163V162H18L17 163V165H15L14 163L12 164V167L10 166L11 165V163ZM52 162V163H51ZM152 162H154L153 164L155 165V163H156V168H158V169H154V165L152 164ZM43 163H44V166H43ZM133 163V161H130V160H128L126 157H124V156H121V162H120V166H122V165H124V166H122L121 167V171H123V170H126L128 167H130V166H134V163H133V165H131ZM160 163H161V165H163L162 166V168H161V165H160ZM1 164V163H0ZM10 164V165H9ZM19 164V165H18ZM60 164H61V166H64V167H60ZM63 164V165H62ZM149 164V165H148ZM152 164V165H151ZM2 165V164H1ZM0 165V166H1ZM14 165V166H13ZM57 167H56V166ZM149 167H148V166ZM174 166L175 168H171L172 169V172L171 173H174L173 174V178H172V174H170V169H167V168H170L171 166ZM259 165H261V166H259ZM16 166H17V168H16ZM53 166H55V167H53ZM107 166V167H106ZM127 166V167H126ZM172 166V167H173ZM259 166V167H258ZM183 168V169H180V168ZM255 167H256V169L258 170V171H260V172H258V171H256L255 170ZM258 167V168H257ZM1 168V167H0ZM11 168H13V171H12V169ZM31 168H33V169H31ZM103 168V169H102ZM150 168H153V171H150L149 169ZM163 169V170H170L169 172L167 171V175H162L164 172L162 171V170H160V169ZM5 169H7V171L5 170ZM57 169L59 170L58 172H57ZM109 169V170H108ZM146 169L149 171H147L146 172ZM68 170V171H67ZM92 171V172H89V171ZM175 170H181V173L183 174V175H181L180 176V174L179 173H177ZM262 170V169H261ZM1 171V170H0ZM18 171V172H17ZM63 171V172H62ZM103 171H105L104 173H103ZM162 171V173L160 174V172ZM12 172H14L15 173V175L14 176H12L10 173H12ZM22 172H25V173H23V174H21ZM62 172V173H61ZM70 172V173H69ZM144 172V173H143ZM186 172V173H185ZM263 172H264V170H263ZM106 173V174H105ZM150 173V174H149ZM169 173V174H168ZM64 174H68V178H64V180H63V178H61V176L62 175H64ZM152 174V175H151ZM123 175H125L126 177H124ZM162 177H161V176ZM45 176V175H44ZM113 176V177H112ZM148 176V178H146ZM168 176V177H167ZM59 177V178H58ZM96 178V180H94V179H92V178ZM108 177H109V180L112 182V181H115L116 179L118 180V182L116 181V185L115 186H113V185H111V182L110 181H106V180H108ZM119 177H121V179L119 178ZM166 179H168L166 182L164 181V180H166ZM170 177V178H169ZM178 179H177V178ZM184 177V178H183ZM258 177V176H257ZM61 178V181L59 180ZM69 178H71L70 180H69ZM158 178H160L159 180H158ZM162 178H164L163 180H161ZM174 178H175V180H174ZM259 178V177H258ZM57 179V180H56ZM115 179V180H114ZM39 180H40V182L42 181L43 183H40L39 182ZM53 181V183H52V181ZM170 180V181H169ZM27 181V182H26ZM123 181L126 183V184H124L123 183ZM57 182H59V185H57V186H55V184H57ZM65 182V183H64ZM95 182V184H93ZM173 182H175V183H173ZM179 182V183H178ZM11 183H13V187L14 188H12V186H11ZM52 183V184H51ZM72 183V184H71ZM48 184V185H47ZM129 185L128 187L126 186V185ZM166 184V185H165ZM175 186H174V185ZM50 185V186H49ZM66 185L68 186V187H70L68 190H64V189H66L67 187H66ZM70 185V186H69ZM76 187H75V186ZM101 185V186H100ZM104 185H106V186H104ZM123 185V186H122ZM169 185V187H167ZM47 186V187H46ZM116 186H118L117 188H119L120 190H116ZM165 186V187H164ZM56 187H57V189H56ZM63 187H66V188H63ZM81 187V188H80ZM127 187V188H126ZM47 188H49V190L50 191H48V189ZM51 188V189H50ZM55 190H57L58 191V189H59V191L58 192H56V191H54V189ZM74 188V190L72 191V189ZM96 188H98V189H100V190H98L97 191V189ZM173 188H175V189H173ZM177 188V189H176ZM81 189V190H80ZM153 188L150 186V190H152ZM180 189H181V192H182V194L180 193ZM8 190H13L14 191V193H15V198H11V197H9L8 196ZM62 192H61V191ZM108 190V191H107ZM113 190V191H112ZM45 191V192H44ZM76 191V192H75ZM95 191L101 196V198L103 199V202L101 203V198H99V197H96L95 196ZM99 191H100V193H99ZM121 191H124L123 193H125L124 195H122V192ZM138 191V192H137ZM47 192H50V193H47ZM53 192V193H52ZM61 194H60V193ZM64 192V193H63ZM67 192H71V193H67ZM72 192H74V193H72ZM137 192V193H136ZM172 192V193H171ZM46 193V194H45ZM177 193H178V195H177ZM43 194H45L44 195V197L42 196V198H41V195H43ZM52 194L54 195V196H52ZM57 194H59V198L58 197H55V195H57ZM66 194H68V195H66ZM176 194V195H175ZM50 195V197H48ZM92 195H94V197L92 196ZM109 195V197H107ZM58 196V195H57ZM60 196H62V198L60 197ZM65 196H67V197H65ZM71 196V197H70ZM76 196V197H75ZM102 196H104V198L102 197ZM77 197H80V199L79 200H82V202L80 201L79 203L80 204H78L77 203V201H79L78 200V198ZM121 197V198H120ZM44 198V201L47 203H45L43 200H41V199H43ZM51 198V199H50ZM70 198V199H69ZM76 200H75V199ZM113 198V199H112ZM129 198V199H128ZM37 199L39 200L38 202H37ZM60 199H62V200H60ZM64 199H65V202H64ZM72 199H74V200H72ZM95 199V200H94ZM110 199H112V200H110ZM119 199V200H118ZM127 200V202L125 203V201L124 200ZM153 199V198H152ZM180 199H181V201H180ZM11 200V201H10ZM72 202V203H70V201ZM129 201V202H128ZM165 201V202H164ZM9 203L8 204V206L11 208H5V207H8L7 205H6V203ZM49 202V203H48ZM56 202L58 203V204H56ZM63 204H62V203ZM69 202V203H68ZM90 202H92V203H90ZM115 202L117 203V205L115 204ZM230 202V200H228V199H225V200H218V201H216L215 202V204L216 205H218V206H220V207H223V206H225L226 204H228ZM5 203V204H4ZM15 203L18 205H16L17 206V208H16V206H15ZM31 203H33L32 205H30ZM38 203H41L42 204V210H41V212L40 213H34L36 210V205L38 204ZM75 203H77L75 206H80L81 208H76L75 206H74V204ZM129 203L131 204V205H129ZM138 203V202H137ZM147 203V204H148ZM196 204V205H194V204ZM44 204L46 205V208L47 209H45V207H44ZM88 204H91L92 205V207H91V205H90V207L88 206H86V205H88ZM152 204H150L151 206H152ZM48 205H49V207H48ZM55 205V206H54ZM68 206V209L65 207V206ZM197 205H199V206H197ZM15 206V207H14ZM56 206H60V208H62V210L58 207H56ZM71 206V207H70ZM104 206V209H102V207ZM120 206H124V207H120ZM184 208H183V207ZM26 207V208H25ZM76 209H75V208ZM99 207H101L100 209H99ZM107 207H109L110 208V210H109V215L112 213L113 215H111V217L113 218L111 221H107L106 220V216H107ZM117 207H119V208H122V210H124V209H129L128 211H132L131 213H134V214H137V215H139L138 214V207H142V211H145V209L146 210H149V211H151V212H149L150 213V219H147V225H145L147 228H148V230H149V236H150V238L152 239V243H148V242H145V241H142V240H140V241H138L137 243H134V241H136V240H134V239H136L135 237L136 236H133V237H131V236H128L129 234L131 235L133 232H129V230H131L130 228L128 229V227H127V223L128 222H134L133 221V219L130 217V216H128V215H124V216H121V214L119 215V212L120 211H122L121 209H117ZM157 208V207H159L160 208V210H158V212H157V209H156V212L159 214H157V213H155V208ZM183 209H182V208ZM24 208L26 209L25 211H24ZM87 208L88 209H90V210H94L95 211V213L94 214H91L90 212H88L87 211ZM94 208V209H93ZM67 209V210H66ZM106 209V210H105ZM112 209H114V211L112 210ZM7 210L9 211V212H11V214L9 213L8 214V212H7ZM33 210V211H32ZM57 210H58V212H57ZM80 210H82V212L80 211ZM28 211V212H27ZM66 211V213H64ZM159 211H160V213H162L161 214V216H160V213H159ZM175 211H178V212H176V214H177V220H176V218L174 217V214H175ZM202 211H205V212H202ZM21 212H22V214H21ZM25 212V213H24ZM53 212V213H52ZM57 212V213H56ZM63 212V213H62ZM71 212V213H70ZM106 212V214H104ZM167 212V213H166ZM183 212V213H182ZM186 212H188V213H186ZM14 213H17L18 215H14ZM47 213V214H46ZM67 213H69L70 215H72V216H70L69 214V216L68 215H66ZM78 213L79 214H81L80 215V217L78 216ZM179 213H182V214H179ZM203 213H205L204 215H203ZM8 214V215H7ZM39 214V215H38ZM190 214H192V217H193V219H191L190 218ZM25 216V218H27L28 219V221L25 219V218H22V217H24ZM40 215H42V217L40 216ZM58 215H59V217H58ZM61 215H62V217H61ZM180 215V216H179ZM184 215V216H183ZM198 217H196V216ZM8 217V218H5V217ZM13 216V217H12ZM36 216L38 217L37 219H35L36 218ZM74 216V217H73ZM93 218H92V217ZM120 216L121 217H123V219L121 220L120 219ZM31 217H34V218H31ZM47 217V218H46ZM151 217H153V218H151ZM156 217H158V218H156ZM162 217V218H161ZM180 217V218H179ZM11 220H10V219ZM29 218H31V219H29ZM81 218V219H80ZM98 218H100V219H98ZM118 218H119V220H118ZM165 218H166V220H165ZM188 218H190V219H188ZM203 218V219H202ZM5 219H7V225L6 224H4V223H6V222H4V221H6ZM24 220L25 219V221H22L21 222V220ZM57 220V222H56V220ZM59 219H61V220H59ZM95 219H96V221H95ZM116 219H117V222H116ZM170 219V220H169ZM197 219H201L200 221L198 220L197 221V223H201L200 225H202L201 227L200 226H198L197 225V223H196V220ZM9 220V221H8ZM19 220V222L20 223H16V221H18ZM50 220V221H49ZM69 220H71L72 221V223L73 222H77V224H78V227H76V228H73V233L72 232H70V230H71V228L70 229H68L69 227H70V223H68V221ZM75 220H77V221H75ZM167 220H169L170 222H172V225H171V223L169 224V222L167 221ZM176 220V221H175ZM192 220H194V221H192ZM30 221V222H29ZM84 221H86V222H84ZM105 221V222H104ZM186 221H188V226L187 225H185L186 224ZM4 222V223H3ZM45 222H46V224H45ZM164 222V223H163ZM178 222L180 223L179 225H178ZM185 222V224L183 225V223ZM96 223V224H95ZM102 223H104V224H102ZM135 223V224H134ZM133 224L135 225V227H136V223H140V224H142V221L140 220L139 222H138V220H137V222L135 221ZM160 223H163V224H161L162 226L161 227H163V229H161V227H160ZM173 223H176L178 226H179V230H177L176 228H174L173 227ZM192 223V224H191ZM10 224V225H9ZM26 224V225H25ZM54 226H53V225ZM82 224L83 225H86V227L85 226H82ZM98 224H100L101 226H96V225H98ZM122 226H121V225ZM154 224H155V226H154ZM38 225V226H37ZM65 225L66 226H69L67 229V231H68V234H66V232H65V230L64 229H62L63 227L65 228ZM113 225H115V227L113 226ZM134 225H132L131 224V226L132 227H134ZM193 225V226H192ZM57 226H59V227H57ZM61 226V227H60ZM63 226V227H62ZM94 226H96V227H94ZM104 226H108L107 228L108 229H111V228H114V234L112 235L111 233V230H109V231H106V232H104L105 230L103 229V227ZM110 226H111V228H110ZM171 226H172V229H170L171 228ZM191 226V227H190ZM198 226V227H197ZM228 226H230L229 224H228ZM262 226H263V228H262V230H264V222L262 223ZM14 227H19L18 228V230L15 228L14 229ZM21 227V228H20ZM33 227V228H32ZM39 227V228H38ZM80 227V228H79ZM91 227L94 229L93 231L91 230ZM122 227H123V229H122ZM181 227H183V230L182 229H180ZM35 228V229H34ZM49 228V229H48ZM57 228V229H56ZM81 228H82V230H81ZM192 229L193 231H189V229ZM202 228H203V230H202ZM48 229V230H47ZM54 229H56L58 232H56L55 233V231H54ZM76 229H79V231H80V233L79 234H81V235H79L75 230ZM89 229H90V231H89ZM186 229V230H185ZM197 229V230H196ZM206 230V232H205V230ZM23 230V231H22ZM29 230V231H28ZM34 230L36 231V233L34 232ZM95 230H96V232H95ZM101 230V231H100ZM104 230V231H103ZM161 230V231H160ZM200 231V233H203V231L205 232L204 234H202V236L198 233L199 231ZM3 231V232H2ZM14 232V233H11V232ZM22 231V232H21ZM47 231V232H46ZM121 231V232H120ZM180 231V233H178ZM208 231V232H207ZM3 234H2V233ZM39 232V233H38ZM84 232V233H83ZM86 232V233H85ZM90 232H92V233H90ZM115 232L116 233H118V234H115ZM169 232V233H168ZM70 233H71V235H70ZM104 233V234H103ZM119 233H122V234H119ZM185 233V235H183ZM196 233H198V237L196 236L195 237V235H196ZM212 233V234H211ZM11 234V235H10ZM31 234H33L32 236H31ZM64 234H65V236H64ZM155 234H157V235H155ZM167 234V243H164V237H166L165 235ZM179 235V237L177 236V235ZM44 235V238L42 237ZM86 235H87V237H89V239H90V242H85L84 241V238L86 237ZM110 235V236H109ZM124 235V236H123ZM174 235H176V236H174ZM2 236V237H1ZM53 236H54V238H53ZM60 236V237H59ZM62 236V237H61ZM85 236V237H84ZM98 236H99V238H100V240H98ZM164 236V237H163ZM184 236H186V239H184L183 237ZM200 236V237H199ZM205 236H207V237H205ZM25 237H27V239H24ZM55 237H59L58 239L57 238H55ZM106 237H108L109 238V240L108 241H106L105 240V238ZM124 237V239L126 240L127 239V241H125V243H122L124 240L122 239ZM129 237V238H128ZM163 237V238H162ZM176 237H178L177 239H176ZM201 237L203 238V240L201 239ZM230 237H232V236H230ZM4 238H5V240H4ZM41 238V239H40ZM43 238V239H42ZM76 238H78L79 240H77V241H79V242H77L76 240H74V239H76ZM112 238V239H111ZM233 238V237H232ZM231 238V239H232ZM17 239H20L21 240V243H20V247H18V242H17ZM91 239H92V241H91ZM97 239V240H96ZM159 239V240H158ZM176 239V240H175ZM199 239H201V241L199 240ZM20 240H19V242H20ZM58 242H57V241ZM71 241V242H69V241ZM115 240V241H114ZM123 240V241H122ZM158 240V241H157ZM173 240H175V242L173 243ZM51 242V244H50V242ZM74 241V243L73 244H71L72 242ZM75 241L78 243H75ZM113 241V242H112ZM159 241L161 242V244H160V248H156L155 246H154V242H156L158 245H159ZM185 241V243H183ZM193 241V242H192ZM195 241V242H194ZM33 242V243H32ZM56 244H55V243ZM93 242V243H92ZM115 242V243H114ZM202 242V243H201ZM205 242V243H204ZM2 243V244H1ZM38 243V244H37ZM54 243V244H53ZM58 243V244H57ZM70 243V244H69ZM114 245H113V244ZM133 243V245L134 246H132L131 244ZM142 243H144V244H142ZM44 244V245H43ZM66 244L67 245V247H64V245ZM78 246H77V245ZM94 244V245H93ZM102 244H104L106 247H104ZM149 244V245H148ZM191 244H193V246L191 245ZM202 244V246H200ZM2 245H4V247L2 246ZM26 245V246H25ZM102 245V246H101ZM117 245V246H116ZM171 245V249H169V246ZM181 245V247L180 248H178L179 246ZM215 245V246H214ZM86 246H88L87 247V249H85V247ZM135 246H137V247H135ZM192 246V248H190ZM205 246V247H204ZM213 246V247H212ZM220 246V245H219ZM3 247V248H2ZM114 247V248H113ZM198 247V248H197ZM27 248V249H26ZM55 248H56V250H55ZM59 248V249H58ZM65 248V249H64ZM95 248V249H94ZM107 248V249H106ZM123 248H124V251H122L123 250ZM134 248H135V250H134ZM149 248V249H148ZM202 248H204V249H202ZM7 251H6V250ZM59 251H58V250ZM77 249H78V251H77ZM80 249V250H79ZM93 249V250H92ZM106 249V250H105ZM166 249H169V251H168V253H166ZM182 249V250H181ZM188 249V250H187ZM202 249V250H201ZM4 250H5V252H4ZM90 250H91V252H90ZM166 250V251H165ZM178 250V251H177ZM211 250V251H210ZM17 251V252H16ZM18 251H20V252H18ZM109 251H113V253L110 255V253H109ZM130 251V252H129ZM136 251H139V253L138 252H136ZM142 251L144 252V254H143V258H141V256H140V254L142 255ZM185 251H187V252H185ZM204 251V252H203ZM218 251H220V252H218ZM68 252H69V254H68ZM99 252V253H98ZM132 252H134V253H132ZM177 252L179 253V252H181L180 253V255L177 257ZM203 252V253H202ZM215 254H214V253ZM7 253H9L8 255H7ZM45 253V254H44ZM48 253V254H47ZM54 253H55V255H54ZM92 253V254H91ZM98 253V254H97ZM130 253V254H129ZM153 253H155L156 254V256L155 255H153ZM197 253H199V254H197ZM207 253V254H206ZM52 254V255H51ZM106 254V255H105ZM114 254H116L115 255V257H114ZM122 254H124V255H122ZM133 256H132V255ZM134 254H135V257H134ZM136 254H138V255H136ZM162 254H163V256H162ZM7 255V256H6ZM66 255H69V257L68 256H66ZM99 255V256H98ZM112 255H113V258H112ZM129 255H131V256H129ZM195 255H196V257H195ZM208 256L209 257V259L208 258H206V256ZM27 256V257H26ZM30 256V257H29ZM40 256V257H39ZM54 256V257H53ZM66 256V257H65ZM87 256H88V258H87ZM165 256V257H164ZM187 256L189 257V258H187ZM204 256V258H202ZM36 257H38V260H37V258ZM53 257V258H52ZM68 257V258H67ZM97 257V258H96ZM102 258L103 257V259H104V262H103V259H99V258ZM124 257H126V258H124ZM130 257V258H129ZM134 257V258H133ZM141 259H140V258ZM164 257V258H163ZM167 257V258H166ZM222 257V258H221ZM27 259V260H24V259ZM36 260H35V259ZM80 258H82L83 259V261L81 262V260H80ZM97 259V262L94 260V259ZM126 259V260H124V259ZM157 258V259H156ZM173 258V259H172ZM179 258V259H178ZM186 258H187V260H186ZM46 261H44V260ZM77 259V260H76ZM86 259H88V260H86ZM112 259H114V260H112ZM124 261H123V260ZM132 259H135V261L134 260H132ZM139 259V260H138ZM172 259V260H171ZM94 260V261H93ZM116 260V261H115ZM146 260H147V262H146ZM3 261V262H2ZM61 261V262H60ZM115 261V262H114ZM121 261H123V262H121ZM130 261L128 260V264L130 263ZM139 261V262H138ZM156 261H160V262H156ZM225 263H224V262ZM66 262V263H65ZM88 262V263H87ZM94 262H96V263H94ZM105 262H107V263H105ZM120 262V263H119Z\"/></svg>",
    "mask_w": 264,
    "mask_h": 264
}]
</instances>
